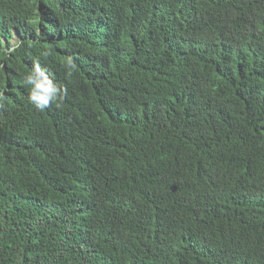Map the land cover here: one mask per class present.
Wrapping results in <instances>:
<instances>
[{
  "label": "trees",
  "instance_id": "1",
  "mask_svg": "<svg viewBox=\"0 0 264 264\" xmlns=\"http://www.w3.org/2000/svg\"><path fill=\"white\" fill-rule=\"evenodd\" d=\"M0 94V264H264V0H0Z\"/></svg>",
  "mask_w": 264,
  "mask_h": 264
},
{
  "label": "clouds",
  "instance_id": "2",
  "mask_svg": "<svg viewBox=\"0 0 264 264\" xmlns=\"http://www.w3.org/2000/svg\"><path fill=\"white\" fill-rule=\"evenodd\" d=\"M66 67L72 69L75 66L69 61ZM22 83L30 88L29 102L41 112L67 95V89L58 85L49 70L42 66L39 60L33 62L32 70L23 77ZM2 99L3 96L0 94V100Z\"/></svg>",
  "mask_w": 264,
  "mask_h": 264
}]
</instances>
